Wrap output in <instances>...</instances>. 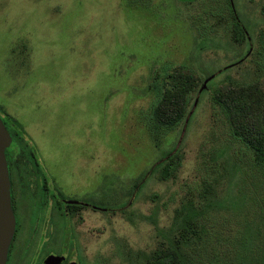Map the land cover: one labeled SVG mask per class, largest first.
<instances>
[{
	"label": "rangeland",
	"instance_id": "1",
	"mask_svg": "<svg viewBox=\"0 0 264 264\" xmlns=\"http://www.w3.org/2000/svg\"><path fill=\"white\" fill-rule=\"evenodd\" d=\"M229 2L259 38L264 0H0V116L26 133L8 164L29 191L46 177L102 209L78 232L93 252L103 244L104 264L155 263L181 239L185 205L182 264H264V173L214 102L256 67L258 44L233 46L231 13L212 16ZM179 89L164 116L176 102L183 121L154 132L155 103Z\"/></svg>",
	"mask_w": 264,
	"mask_h": 264
},
{
	"label": "trees",
	"instance_id": "2",
	"mask_svg": "<svg viewBox=\"0 0 264 264\" xmlns=\"http://www.w3.org/2000/svg\"><path fill=\"white\" fill-rule=\"evenodd\" d=\"M226 11H229L232 16V21L228 26L231 38L234 41L233 46L241 47L244 44H249L250 48H252L253 45L257 46L258 44L252 61L256 67L252 70L254 78L250 82H237L232 77H226L222 83L229 84L215 91L214 102L226 112L235 140L246 146L253 155V163L264 173V30L259 31L261 33L259 38L255 37L250 24L236 16L231 2L228 3L226 9L217 8L216 13H213L212 16H222L224 18ZM199 39L202 42H197L196 49H201L200 46L207 40V36L203 33L199 36ZM212 46L218 48L221 45L220 43H214ZM203 70L206 75L211 77L210 74L212 72L209 71L207 66ZM177 72L170 73L168 76L175 79ZM180 76L178 75V77ZM160 77L161 75L157 76L154 84L160 82ZM182 77L186 79L188 84L194 80L191 75H182ZM180 90L176 93L165 91L159 101L155 103L156 107L151 117V127L154 132L161 134L165 131L173 130L183 121L185 105L181 108L176 102L171 113L172 116H164L166 106L170 105V98L178 101ZM4 124L12 137L14 135H18L21 138L25 136L26 133L23 127L9 115L4 116ZM168 157V161L173 162L177 155L174 157L169 155ZM171 167L170 164L166 165V168H170L172 173L174 169H171ZM195 215V210L191 205H185L182 208L177 214V218L180 221L179 226L182 230L181 239L171 241L153 264H182V241L195 232L192 229Z\"/></svg>",
	"mask_w": 264,
	"mask_h": 264
},
{
	"label": "flooded vegetation",
	"instance_id": "3",
	"mask_svg": "<svg viewBox=\"0 0 264 264\" xmlns=\"http://www.w3.org/2000/svg\"><path fill=\"white\" fill-rule=\"evenodd\" d=\"M11 169L16 232L7 264H48L50 258L61 259L58 264H104L103 244H97L93 252L78 232L86 210L102 209L87 198L66 194L46 177L36 181V191H29L21 181L24 178L15 177ZM23 204L25 215L19 213Z\"/></svg>",
	"mask_w": 264,
	"mask_h": 264
},
{
	"label": "water",
	"instance_id": "4",
	"mask_svg": "<svg viewBox=\"0 0 264 264\" xmlns=\"http://www.w3.org/2000/svg\"><path fill=\"white\" fill-rule=\"evenodd\" d=\"M210 80L205 82L204 87ZM12 144L13 137L0 116V264H7L9 249L16 232V217L11 193L12 182L7 160V150ZM60 261L61 259L58 258H50L47 263L58 264Z\"/></svg>",
	"mask_w": 264,
	"mask_h": 264
}]
</instances>
